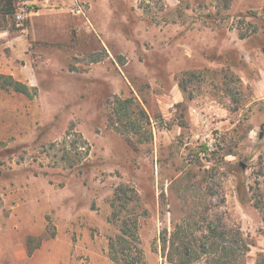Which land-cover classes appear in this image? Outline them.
I'll return each mask as SVG.
<instances>
[{
    "label": "rangeland",
    "instance_id": "374dc122",
    "mask_svg": "<svg viewBox=\"0 0 264 264\" xmlns=\"http://www.w3.org/2000/svg\"><path fill=\"white\" fill-rule=\"evenodd\" d=\"M76 4L82 13L22 0L13 16L0 9V42H27L12 69L31 89L0 90V264H114L111 201L122 184L141 196L145 264H179L169 259L184 247L173 235L200 239L203 218L247 244L238 264H255L264 254V0ZM117 98L136 99L151 125L116 127Z\"/></svg>",
    "mask_w": 264,
    "mask_h": 264
},
{
    "label": "trees",
    "instance_id": "16d2710c",
    "mask_svg": "<svg viewBox=\"0 0 264 264\" xmlns=\"http://www.w3.org/2000/svg\"><path fill=\"white\" fill-rule=\"evenodd\" d=\"M18 0H0L1 13L13 16L16 10ZM24 1V0H22ZM242 15H240L241 17ZM240 39H247L248 36L244 33H239ZM11 89L18 93H23L27 96L31 95V89L24 83L15 80L12 76L0 74V90ZM116 127H125L129 131L138 132V128L151 125L149 116L145 112L142 105L133 98L116 99ZM140 125V126H139ZM132 128H130V127ZM79 161L71 163V167H75ZM81 167V166H79ZM256 208H260L256 204ZM112 219L119 226V234L109 240V256L114 264H145L144 255L140 248L139 217L143 210L141 196L135 187L130 185H119L115 188L114 195L111 201ZM206 233L200 239L193 240L186 232H176L173 235L174 240L180 241L183 244V250L177 255L169 256L171 262L179 264H190L201 259L204 256H209L214 260V264H238L241 257L245 255L248 249L247 244L243 243L242 249L237 247L238 243H230L227 238V233L221 230V227L216 224L215 220H206ZM167 239H164L166 248ZM30 247L31 241L27 242ZM40 245V244H39ZM200 247L194 249V246ZM33 253V249H28V255ZM178 257V258H176ZM255 264H264V254L260 253L257 256Z\"/></svg>",
    "mask_w": 264,
    "mask_h": 264
},
{
    "label": "crops",
    "instance_id": "0c3cea01",
    "mask_svg": "<svg viewBox=\"0 0 264 264\" xmlns=\"http://www.w3.org/2000/svg\"><path fill=\"white\" fill-rule=\"evenodd\" d=\"M24 1L28 3L29 2L40 3L42 9H40L39 12L42 13H45V2L52 4L53 5L52 7L55 9V11H64L71 5L74 6V9L77 10L76 0H24ZM26 57H27V42L24 39L22 40L19 37L14 39H8V38L3 39L0 42V74L16 77L17 73L13 71L12 64L16 62L18 59H25Z\"/></svg>",
    "mask_w": 264,
    "mask_h": 264
},
{
    "label": "built area",
    "instance_id": "2783aa9c",
    "mask_svg": "<svg viewBox=\"0 0 264 264\" xmlns=\"http://www.w3.org/2000/svg\"><path fill=\"white\" fill-rule=\"evenodd\" d=\"M77 12L78 13H82L83 12L81 6L77 7ZM17 19H18V22H21L23 20V16L20 14V15H18Z\"/></svg>",
    "mask_w": 264,
    "mask_h": 264
}]
</instances>
